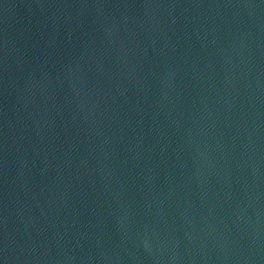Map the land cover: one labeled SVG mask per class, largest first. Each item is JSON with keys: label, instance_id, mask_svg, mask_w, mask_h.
Wrapping results in <instances>:
<instances>
[{"label": "water", "instance_id": "obj_1", "mask_svg": "<svg viewBox=\"0 0 264 264\" xmlns=\"http://www.w3.org/2000/svg\"><path fill=\"white\" fill-rule=\"evenodd\" d=\"M0 264H264V0H0Z\"/></svg>", "mask_w": 264, "mask_h": 264}]
</instances>
